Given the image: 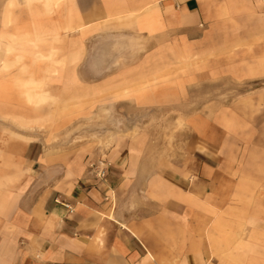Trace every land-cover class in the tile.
<instances>
[{
	"label": "crops",
	"instance_id": "crops-1",
	"mask_svg": "<svg viewBox=\"0 0 264 264\" xmlns=\"http://www.w3.org/2000/svg\"><path fill=\"white\" fill-rule=\"evenodd\" d=\"M82 1L25 4L34 25L15 37L13 54L24 59L9 77L19 91L28 77L41 79L48 98L38 107L20 94L0 98V180L10 195L0 209V264H264V187L244 163L204 147L178 162L142 143L87 153L55 142L91 117L88 104L96 108V96L82 95L98 88L82 80L86 29L127 19L159 30L202 26L211 0ZM239 1L250 32L264 35V0ZM83 11L93 18L83 21ZM27 33L39 41L19 40ZM94 162L104 163L103 179Z\"/></svg>",
	"mask_w": 264,
	"mask_h": 264
},
{
	"label": "rangeland",
	"instance_id": "rangeland-1",
	"mask_svg": "<svg viewBox=\"0 0 264 264\" xmlns=\"http://www.w3.org/2000/svg\"><path fill=\"white\" fill-rule=\"evenodd\" d=\"M240 4L211 0L204 7L210 22L197 27L159 30L127 19L86 29L82 80L98 88L83 87L82 95L96 96V108L88 104L91 117L73 122L55 142L87 153L142 143L178 162L200 147L220 150L264 187V35L250 32L255 23ZM30 10L21 0H0V43L34 25ZM88 14L83 21L93 18ZM16 56L23 61L10 54L0 63L1 99L20 94L14 72L9 77L2 67Z\"/></svg>",
	"mask_w": 264,
	"mask_h": 264
},
{
	"label": "bare ground",
	"instance_id": "bare-ground-1",
	"mask_svg": "<svg viewBox=\"0 0 264 264\" xmlns=\"http://www.w3.org/2000/svg\"><path fill=\"white\" fill-rule=\"evenodd\" d=\"M21 1L24 2V4L29 5V6L36 3V2H40L47 9V8H50V5H51L50 1H53V0H21ZM22 35H21L22 37L20 36L21 38L19 40H21L23 42H36V41H39V39H40V37L38 38V36L37 37H33L30 35L28 36V33H27V35H24V34H22ZM15 37L16 36H7L5 38V40L0 43V63L3 62L4 59H6L7 55L13 54V50L15 47L14 44L16 43ZM18 43H20V41ZM39 56H37V58ZM19 59H20L19 56H16L13 59V61H11V62L5 61L3 63L2 67L4 69L5 68L8 69L9 67H12L13 65L16 66V64H18L20 61ZM21 70H22V73H27V67H23ZM30 75H31V73L28 76H30ZM16 84H19V83H16ZM19 85H21V84H19ZM42 85H43V81L41 79H36V77L34 78L31 76L28 77L26 79V81L21 85L22 87L20 88V96H22L23 101L27 105L32 106V107H38L39 105H41L43 102H45L47 100L48 97H47V94L45 93V90L43 89L44 87H42ZM12 120L14 122L18 123L19 126H21V127H28L32 123H34L32 120L27 119L26 117H15V118H12ZM45 121H51V120L46 119ZM37 122H40V121L38 120ZM8 180L10 181L11 179H8ZM10 182L13 183L14 181L11 180ZM3 184L4 183L0 180V209L4 208L6 206L8 200L10 199V195L6 194L3 191L4 190Z\"/></svg>",
	"mask_w": 264,
	"mask_h": 264
},
{
	"label": "built area",
	"instance_id": "built-area-1",
	"mask_svg": "<svg viewBox=\"0 0 264 264\" xmlns=\"http://www.w3.org/2000/svg\"><path fill=\"white\" fill-rule=\"evenodd\" d=\"M89 169H90V171H92L94 173L96 178L103 179L105 177L106 170H105L104 163L96 162L94 164H91L89 166ZM64 206L67 210L72 211V208L68 204H66Z\"/></svg>",
	"mask_w": 264,
	"mask_h": 264
}]
</instances>
